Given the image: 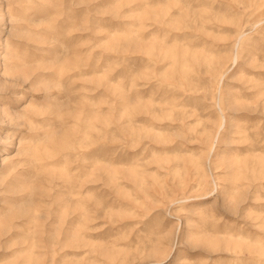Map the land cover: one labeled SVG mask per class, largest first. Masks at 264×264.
<instances>
[{
    "label": "rangeland",
    "instance_id": "obj_1",
    "mask_svg": "<svg viewBox=\"0 0 264 264\" xmlns=\"http://www.w3.org/2000/svg\"><path fill=\"white\" fill-rule=\"evenodd\" d=\"M0 264H264V0H0Z\"/></svg>",
    "mask_w": 264,
    "mask_h": 264
},
{
    "label": "bare ground",
    "instance_id": "obj_2",
    "mask_svg": "<svg viewBox=\"0 0 264 264\" xmlns=\"http://www.w3.org/2000/svg\"><path fill=\"white\" fill-rule=\"evenodd\" d=\"M225 121H226V119H225ZM225 121H224V123H225Z\"/></svg>",
    "mask_w": 264,
    "mask_h": 264
}]
</instances>
